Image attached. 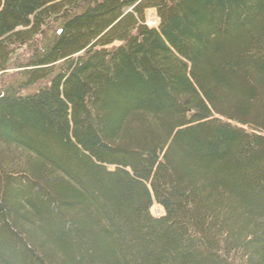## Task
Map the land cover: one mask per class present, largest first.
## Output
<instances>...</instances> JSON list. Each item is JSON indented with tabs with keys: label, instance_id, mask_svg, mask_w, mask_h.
<instances>
[{
	"label": "trees",
	"instance_id": "16d2710c",
	"mask_svg": "<svg viewBox=\"0 0 264 264\" xmlns=\"http://www.w3.org/2000/svg\"><path fill=\"white\" fill-rule=\"evenodd\" d=\"M4 156L0 264H264V0H0Z\"/></svg>",
	"mask_w": 264,
	"mask_h": 264
},
{
	"label": "rangeland",
	"instance_id": "374dc122",
	"mask_svg": "<svg viewBox=\"0 0 264 264\" xmlns=\"http://www.w3.org/2000/svg\"><path fill=\"white\" fill-rule=\"evenodd\" d=\"M151 17V19H153V25L154 24H156V21L154 20V18H153V15L152 16H150ZM150 25V24H149ZM18 71H21V70H18ZM11 72H13V70L12 71H10V73ZM42 85H44V84H42ZM40 83H38V86H34L31 90H36V89H39V88H42V87H44V86H42ZM11 158L12 157H10V156H4V158H0V160H2L1 161V163H2V166L4 167V169L7 171V172H14V173H16V172H21V169L20 168H16L15 167V164H13V166H10V165H12V162L14 161H11L10 162V160H11ZM18 163H20L21 164V161L20 162H18ZM9 168V169H8ZM159 210V208H156L155 210H154V213H156L157 211Z\"/></svg>",
	"mask_w": 264,
	"mask_h": 264
}]
</instances>
